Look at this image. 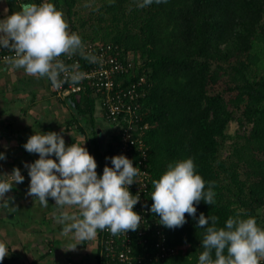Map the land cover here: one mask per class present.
I'll return each mask as SVG.
<instances>
[{"label": "trees", "instance_id": "trees-1", "mask_svg": "<svg viewBox=\"0 0 264 264\" xmlns=\"http://www.w3.org/2000/svg\"><path fill=\"white\" fill-rule=\"evenodd\" d=\"M137 1L105 4L104 33L83 32L80 37L83 43L100 40L119 53L133 54L135 74L144 73L152 81L138 98L141 124H148L144 142L152 181L169 162L191 157L205 188L211 182L215 192L213 205L203 200L196 205L197 218L203 212L216 216L218 226H223L239 214L254 218L263 228L258 209L264 205V72L254 75L248 70L259 62L255 43H264V0H167L145 8L137 7ZM51 2L57 7L67 0ZM223 77L230 85L211 91L225 83ZM113 79L122 88L136 81L132 74H116ZM90 97L84 102L92 116L95 99ZM235 113L239 124H251L248 133H227ZM227 140L231 151L222 159L221 146ZM106 148L107 155L111 143ZM93 149L100 167L102 146L94 142ZM185 218L182 227H165L167 244L176 252L152 264H197L204 230L196 218L187 213ZM184 245L188 249L181 252Z\"/></svg>", "mask_w": 264, "mask_h": 264}, {"label": "clouds", "instance_id": "clouds-1", "mask_svg": "<svg viewBox=\"0 0 264 264\" xmlns=\"http://www.w3.org/2000/svg\"><path fill=\"white\" fill-rule=\"evenodd\" d=\"M153 3L167 0H138L137 7ZM0 49L13 53L4 60L14 68L23 69L29 76L47 78L54 89L83 79L79 66L66 64L59 59L62 55L79 54L90 63L98 59L85 51L77 33L69 31L63 13L51 0H26L19 4V10L10 13L5 8L0 16ZM63 131L34 132L23 144L27 152L38 154L33 162L24 164L30 177L27 195L42 207L48 206V198L54 200L57 222L64 225L62 234L70 240H91L97 230H107L113 236L137 230L141 215L134 205L140 197L138 193L133 195L129 186L137 182L140 169L121 153L106 157L111 166L105 164L98 175L97 162L84 143L66 146ZM4 158L5 153L0 152V159ZM9 175L10 181L0 178V202L9 200L5 193L13 182L19 184L25 179L19 167ZM150 196L148 210L157 214L158 223L168 229L182 227L185 213L197 219V226L204 230L197 264H259L264 257V228L254 218L237 214L218 226L216 216L201 212L196 217V205L201 200L213 205L215 192L211 182L205 188L191 157L169 162L152 181ZM77 244L68 245L66 250H75ZM7 254V248L0 245V262Z\"/></svg>", "mask_w": 264, "mask_h": 264}, {"label": "crops", "instance_id": "crops-1", "mask_svg": "<svg viewBox=\"0 0 264 264\" xmlns=\"http://www.w3.org/2000/svg\"><path fill=\"white\" fill-rule=\"evenodd\" d=\"M22 2L26 1L0 0V16L5 8L9 13L19 10ZM90 96L95 99L92 116L84 102ZM96 98L89 92L82 94L79 100L73 95L58 96L47 78L29 76L23 69L0 63V152L5 153V158L0 159V178L10 181L9 174L15 167H19L25 177L22 183L13 182V187L5 193V198L11 199L0 202V245H4L8 252L5 262L96 264L99 230L91 240H70L62 234L64 225L57 222L59 213L54 200L48 198V206L42 207L38 200L27 195L30 177L24 164L33 162L38 154L29 153L23 147L34 132H60L63 128L66 146L84 143L95 160L94 142L102 146L100 167L97 164L96 169L98 175L101 174L103 152L111 127L103 120L101 105ZM69 100L73 101L70 103ZM73 243L80 244L75 250H66Z\"/></svg>", "mask_w": 264, "mask_h": 264}, {"label": "built area", "instance_id": "built-area-1", "mask_svg": "<svg viewBox=\"0 0 264 264\" xmlns=\"http://www.w3.org/2000/svg\"><path fill=\"white\" fill-rule=\"evenodd\" d=\"M34 2L40 3V0ZM83 44L87 53L98 58L97 62L81 60L77 54L71 57L62 55L59 59L66 64L79 66L83 79L75 84L65 82L59 89L52 88L56 95H73L75 100L87 92L97 97L101 103L103 119L113 128L107 141L111 143V150L105 154L104 166H111L106 157L122 153L140 169L139 175L135 177L137 182L129 186V191L133 195L139 194L140 199L134 205V210L141 215V224L135 231L129 230L115 236L107 230H99L100 247L96 264H152L163 261L174 254L176 248L167 244L165 227L158 223V215L148 210L152 204V175L144 142L148 124H141V116L138 114V98L144 96L152 81L144 73L135 74L133 54L119 53L116 48L112 49L111 44L100 41H86ZM12 54L8 49H0V63H8L4 57ZM116 74H132L136 81L122 88L121 82L113 79ZM263 261V257L260 258L259 264H264ZM0 264L9 263L3 259Z\"/></svg>", "mask_w": 264, "mask_h": 264}, {"label": "rangeland", "instance_id": "rangeland-1", "mask_svg": "<svg viewBox=\"0 0 264 264\" xmlns=\"http://www.w3.org/2000/svg\"><path fill=\"white\" fill-rule=\"evenodd\" d=\"M111 1L112 0H67V3L60 4L56 8L63 13V17L68 24L70 32H75L79 36H81V33L83 32L86 35H90V36L93 35L100 36L104 33V27L108 24V15L106 14V11L103 6L107 3H110ZM131 6L132 3L128 4V9H130ZM100 17L103 18V21L99 20ZM88 41H100V40H88ZM253 53L259 57V62L257 63V65L250 66L248 73L259 75L264 72V43L256 42L254 45ZM222 66L224 68H227L228 63H225ZM215 67H216L215 64L211 65L212 69H214ZM224 79L226 78L223 77V80ZM229 85L230 83H228L226 79L225 83L223 84L220 83L217 87L212 88L211 91H213L214 89L224 90ZM234 116L236 118H234L228 123L226 130L227 133L230 135H234L236 133H241V134L248 133L251 130V124L241 123L242 124L241 125L238 123L237 120L239 114L235 113ZM105 123L109 125V123H107L106 121ZM110 132L111 129H109V134ZM230 144H231V140H227L223 142L220 150V158L224 159L228 157L231 151ZM242 210L243 208H240V211ZM258 213L260 216V223L264 228V205L258 209ZM187 249L188 247L186 245L179 248L181 252H184Z\"/></svg>", "mask_w": 264, "mask_h": 264}]
</instances>
